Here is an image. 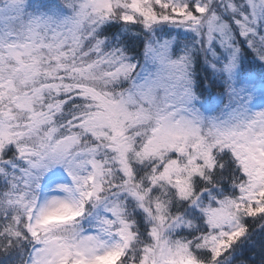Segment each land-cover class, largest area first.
Segmentation results:
<instances>
[{"label":"snow or ice","instance_id":"1","mask_svg":"<svg viewBox=\"0 0 264 264\" xmlns=\"http://www.w3.org/2000/svg\"><path fill=\"white\" fill-rule=\"evenodd\" d=\"M0 264H264V0H0Z\"/></svg>","mask_w":264,"mask_h":264}]
</instances>
